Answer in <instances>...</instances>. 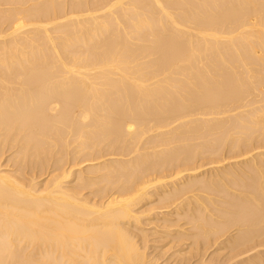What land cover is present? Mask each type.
<instances>
[{
    "label": "bare ground",
    "instance_id": "obj_1",
    "mask_svg": "<svg viewBox=\"0 0 264 264\" xmlns=\"http://www.w3.org/2000/svg\"><path fill=\"white\" fill-rule=\"evenodd\" d=\"M8 150L0 264H159L160 203L208 246L238 227L226 262L264 264V0H0Z\"/></svg>",
    "mask_w": 264,
    "mask_h": 264
},
{
    "label": "rangeland",
    "instance_id": "obj_2",
    "mask_svg": "<svg viewBox=\"0 0 264 264\" xmlns=\"http://www.w3.org/2000/svg\"><path fill=\"white\" fill-rule=\"evenodd\" d=\"M8 151H10V153L7 152L3 157H2V156L0 157V159L2 158V159L0 160V164H1V165H2V164L7 165L6 167L3 165L4 168H5L6 170H8V171L12 170V171H10V172H14L13 170L16 168V165H13L12 163L15 162V160L13 159V157L10 158V159H13L14 161H13V160L11 161V160L9 159V157H10V156L12 155V153H13V150H12V151H11V150H8ZM11 152H12V153H11ZM12 156H13V155H12ZM9 160H10V161H9ZM224 160L226 161V163H225V162L215 163V164H212V166H211V164H209V165L211 166L210 169L207 168V166H209V165H207V166L205 167V169H203L204 172H201L202 174H199V178L202 177L201 179H204V178H206V177H210V176L213 175V173L215 174V172H220V171H223V170L226 169V168H229V167L231 166V164H232L234 161H236V160H233V159H232V161H233V162H232L231 159H228L229 162H231L230 166H228V163H229V162H228L227 158H226V159L224 158L223 161H224ZM200 161H201V160H200ZM206 162H209V159H207V158H206V159H203V161L201 162V164H204V163H206ZM84 163L87 164L88 162H87V161H84ZM224 163H225V164H224ZM82 164H83V162H82ZM82 164H81V165H82ZM85 164H83L82 166L80 165V167H84ZM199 164H200V162H199ZM220 164H223V165H221L222 167L220 166ZM12 165H13V166H12ZM225 165H226V166H225ZM213 166L215 167V170H216V171H214V169H211V168H214ZM216 166H217V167H216ZM223 166H224V167H223ZM77 167H78V166H76L75 168H77ZM2 168H3V167H2ZM13 168H14V169H13ZM78 168H79V167H78ZM78 168H77V169H78ZM85 168H87V167H85ZM219 168H220V170H218ZM208 169H209V170H208ZM37 170H38V169H35V170H33V171L31 170V171H32L31 173H32V174H35V175L38 176V174H39L40 172H38ZM50 170H52V169L49 168L48 171H47V173H46V171L44 170V173H43V174L46 173V175H43L42 172H41V174L43 175V177H41V176H42V175H41V176H40V179H41V180L43 179V180H42L43 183L45 182V178H46V181L48 180V174H49V171H50ZM207 170H208V171H207ZM28 171H30V170L27 169V172H28ZM39 171H40V170H39ZM201 171H202V170H201ZM209 171H210V172H209ZM33 172H35V173H33ZM36 172H37L38 174H36ZM205 172H206V173H205ZM212 172H213V173H212ZM199 173H200V172H199ZM203 173H205L206 176H205V175L203 176ZM209 173H210V175H209ZM32 174H30V176H31ZM28 175H29V172H28ZM39 175H40V174H39ZM200 175H202V176H200ZM46 176H47V177H46ZM186 179H188V178H186ZM183 180L185 181V179H183ZM42 181H40V183H41ZM73 181H74V180H73ZM73 181H72V184H74ZM40 183H39V185L41 186ZM43 183H42V184H43ZM70 183H71V182H70ZM158 190H159L160 192H159ZM158 190H157V192H156L155 194L152 195L153 198H151V199H153V200H151V201L149 200L150 203H151V205H149V204H150V203H149V204H147L146 206H148V205H149V206H152V205H153L152 202H153L154 200H156V199H159V196H160V194L162 193V191H161V188L158 189ZM87 191H88V190H86L84 193H87ZM88 192H89V191H88ZM157 194H158L159 196H158ZM154 195H157V196L154 197ZM155 203H156V201L154 202V204H155ZM157 204H159V203H156V204L154 205V209L157 208V206H158ZM162 204H163V203H162ZM162 204L160 203L159 205L162 206V208H163L164 204H163V205H162ZM219 204L221 205V206H219V207H221V208H219V207H218V208H219L220 210L223 209L225 205L223 206L222 203H220V202H219ZM149 206H148V207H149ZM155 206H156V208H155ZM160 206H158V207H159L161 210L158 209V208H157L158 210H157V209H156L155 211L152 210V212H151V214H150V217H151V216H154V214H156V213L158 212L157 215H158V214L161 215V216H159V215L157 216L158 219H159V218L162 219V218L164 217L163 220H161V221H164L165 217H166V218H167V217L169 218V216H170V217H171L170 219H171V222H172L173 220H175V217H176L177 215H180L181 217H185V218L188 219V220H186L185 218H181V219H180V216H179V218L176 217V218H178L179 220L177 219V221H175L176 226H175V223L172 222V226L174 225L175 228H174V227L171 228V227H170L171 224H169V223H171V222H169L170 219L167 218V219H165L164 222H161V221L159 222L158 219L155 218L156 216H154V217H151V218H152L151 220H153V219L155 218V219H154V221H155V220L157 219L156 221L159 222L158 225H156L157 223L155 224V222H156V221H155V222H153V223L151 222V223L153 224V225L151 226V223H150L151 220H149V223H148V222H147L146 224L144 223V224H143L144 226L142 225V227H144V228H146L147 225H148V226L150 225L149 227H147L148 229L146 228L147 230H150V228H151L152 230H154V229H156V228H155L156 226H158L157 228L160 229L159 226H160V225L162 226L163 224H167V225H168V227H167V225H166V227H167L166 229H163V228H165V227H163V228L161 227L160 231L157 232V233H159V234H160V232H161V234L163 233V234H162L163 236H161V235H159V234H156V236H155V234L153 235V234L151 233L152 231H151V232L148 231V232L150 233V235L152 234V236H153V237L151 236L152 239H149L150 241H152V240H154V239L156 240V239H159V238H160V239H159L160 241L158 240V242H157V240H156V243H153V242H155V241H152V242L149 241V242H148V243H149L148 245H149L151 248H149V246H148V250H147V253L149 252V253H148L149 255H150V254H151V255H155L156 253H157L156 255H158V254L161 252V253L159 254L160 257L158 256V258H159V260H160V261L158 260V263H159V264H164L165 261H167L166 264H180V262H182V260H185V261H183L181 264H185V263H186V264H189L190 261L192 262V261L195 260V259H196V260L199 259L200 261H201V260L204 261V259L209 258L210 256H212V255H213V252H215V251H217V252L214 253V255H219V256H218V258L220 257L219 259H221V258L223 259V257H224L225 261L221 260V261L223 262V264H224V262H226V258H225V256H224V255H225L224 252H225L226 255H227V252L229 253V249H230V252H235V253H236V252L238 251V250H236V251L233 250L232 247L230 248L231 243H230V241H229V237H230V240H232L231 235H232V236H233V235L235 236L236 234H238V233L240 232V229H239L238 227H235V228L233 227L234 230H233L232 228H230L231 231H232V233H231L230 229H229L230 233H229V231L226 232V233L229 234V237L227 236L228 239H226L227 237H225V235H224V237H223L224 239L221 238V240H225V243H224V244H223V241H222V242H220V243L217 244L218 246H217V245H216V246H213V245H212V246H213V248H212L211 245L208 246L209 244L207 245V244L205 243L207 249H208V247H211V249H208V250H207L206 248H204L205 244L203 243V240H202L201 238H198V240L195 239V238H197L198 236H197V237L195 236V238H194L196 244H197V243L199 242V240H200V242L202 241V243H203L204 246H203V245H200V243H199V244H197V245H200V246H198V248H197V245L195 244L196 247H194V246H193L194 243H193L192 247L196 248L194 251H193L194 248L191 249L192 247H187V246L190 245V244H188L189 242L192 244V241H194V240L192 239V236H190L191 239H190L189 241H188V240H187V241L185 240L183 243H179V241L181 240L180 238H182V236L186 237V238L183 237L184 239H189L190 237H189V238H187V237L190 235V233H191V235H195V233H197V231H196L195 229H194V230L191 229L192 224L189 225L190 223L188 222V221H190L189 216H190V214H191V213H190L191 211L189 212L187 206H185V208H187L186 211L188 210L187 212L185 211V209H184L183 206H181L180 208H175L174 205H171V206H173V207L169 206L170 208H168V209H167V208H165V209L163 208V209H162ZM222 206H223V207H222ZM174 208H175V209H174ZM181 208H183V209H181ZM176 209L180 210L179 213H178L177 215H175V216L168 215L169 213L174 212ZM162 210H163L164 212L167 211L168 214L166 215ZM168 210H169V211H168ZM173 210H174V211H173ZM160 211H161V213H159ZM183 211H184V212H183ZM153 212H154V213H153ZM162 212H163V213H162ZM175 212H176V211H175ZM185 212H186V214H185ZM215 212L219 213L217 210H216V211L214 210V213H215ZM152 213H153V214H152ZM182 213H184L185 216L182 215ZM163 214H165V215H163ZM186 215H187V216H186ZM162 216H163V217H162ZM145 217H146V216H145ZM173 217H174V218H173ZM160 219H159V220H160ZM166 220H167V223H166ZM168 220H169V221H168ZM145 222H146V221H145ZM168 222H169V223H168ZM186 222H187V224H186ZM182 223H183V224H182ZM177 224H178V226H177ZM154 225H156V226H154ZM184 226H185V227H184ZM168 228L171 229V230L173 229V231L169 230ZM178 228L182 229L183 231H182V230H181L182 232L179 231L180 229H179V230H176V229H178ZM244 228H245L244 226L241 227V229H243V230H244ZM187 229H188L189 231H188ZM190 229H191L192 231H190ZM236 229H237V230H236ZM238 229H239V231H238ZM162 230H163L165 233H164ZM174 230L177 231V232H179V234H180V233H183L184 231H185V232L187 231L188 235L186 236L185 233H183V234H181V236H177L178 233L175 232ZM169 231H171V233H172V232L176 233V235H174L173 233L171 234ZM167 232H169V233L172 235V238H173V237H175V238L180 237V238H179L180 240L177 238V239H178V242H177V239L175 240V241H176V242H175V241L173 240V239H175V238H173V239L170 238L171 235H170L169 233L166 234ZM236 232H237V233H236ZM187 233H186V234H187ZM165 234H166V236H165ZM228 234H226V235H228ZM167 236H168V239H166ZM162 237H163V238L165 237V240H164V239L161 240ZM193 237H194V236H193ZM212 239H213V238H212ZM171 240H173V243L176 244V245L181 244L182 247H180L181 245H179V246H176V245H175V246H174V245H168L169 243H171ZM182 240H183V239H182ZM182 240H181V242H182ZM196 240H197V241H196ZM227 240L229 241L230 244H229V243H226ZM168 241H169V243H168ZM162 242H163L164 244H163ZM209 242H211V240H210ZM209 242H208V243H209ZM212 242H213V241H212ZM212 242H211V244H212ZM173 243H171V244H173ZM178 243H179V244H178ZM202 243H201V244H202ZM221 243L223 244V247H224V248L222 247V249H221V246H222V245H219V244H221ZM155 244H156V246H155ZM158 244L161 245L160 248H161V247L164 248L165 245H166V246L168 245L167 249H168V252H169V253H168V252L166 253L167 249H165V248L162 249V250H164V251L160 250V248H157V245H158ZM183 244H184L185 246H184ZM187 244H188V245H187ZM227 244H228L229 246H226ZM152 246H153V247H152ZM169 246H171V247L173 246V248H175L176 250L179 249L180 252H183L182 250L186 251V248H187V250H188V248H189L188 251L190 252V255H189V252H186V254L189 255V257H190L191 260H190L189 258H188L189 260H188V259L186 260V256H187V255L185 256V259L180 260V257H181L182 255H184V254H182L181 256L178 255V254H181V253H177V254H176V252H175V254H173V251H176V250H173V248H171V247H169ZM183 246H184L185 248H184ZM219 246H220V248H219ZM154 247H156V248H154ZM158 247H159V245H158ZM201 247H202L203 249L200 250ZM225 247H226V249H225ZM227 247H229L228 250H227ZM169 248H170L171 250H170ZM180 248H181V249H180ZM150 249H151V250H150ZM155 249H156L157 251H156ZM223 249H224V251H223ZM261 249L263 250L264 247L261 248ZM152 250L155 251L156 253L152 252ZM205 250H206L207 253L205 252ZM219 250H222V252H219V253H218ZM225 250H226V251H225ZM159 251H160V252H159ZM191 251H193V253H192ZM195 251H196V253H197L198 255H200V256H201V254H202V256H201V257L198 256L199 258H198V257L196 258L197 254H194ZM197 251H199V252L202 251V252H201V253H198ZM211 251H212V253L209 255V253H210ZM241 251H242V249H239V252H241ZM162 252H163V253H162ZM164 252H165V254H164ZM177 252H178V251H177ZM171 253H172V255H177L179 259H178V258L176 259L177 256H176V257H175V256H171ZM184 253H185V252H184ZM217 253H218V254H217ZM235 253H232V254L230 253L231 255L229 254V258H230V256H231V257H234L233 254H235ZM237 253H238V252H237ZM263 253H264V250L262 251V253H260V254H261L260 256H262ZM162 254H163V255H162ZM192 254H194V255H196V256L193 257V258H191V257H192ZM204 254H205V257H204ZM223 254H224V255H223ZM208 255H209V256H208ZM214 255L212 256V258L210 257L209 259H206V264H211V262H212L213 264H215L216 262L218 263V262L220 261V260L218 261L217 258L215 259V260H217L216 262H215V260L210 261V259H214V257H217V256H214ZM232 255H233V256H232ZM162 256H163V257H162ZM182 257L184 258V256H182ZM182 257H181V258H182ZM226 257H227V256H226ZM160 258H161V259H160ZM170 258H171V259H170ZM200 258H201V259H200ZM202 258H204V259H202ZM234 258H235V257H234ZM249 258H250V257H249ZM251 258H252V257H251ZM251 258H250V259H251ZM262 258H264V254H263ZM168 259H169V260H168ZM175 259H176V260H175ZM192 259H193V260H192ZM230 259H233V258H230ZM238 259H239V258H238ZM244 259H245V263H246V264H247V263L250 264L252 261H255L254 258H253L252 261L250 260V263H249V259H247L246 257L243 258V259L240 258V261L243 260V261H241V262H244ZM161 260H163V261H161ZM170 260H171V261H170ZM196 260H195V261H196ZM227 260H228V259H227ZM233 260H234V259H233ZM233 260H228V261H227L228 263H227V262H226V263H227V264H231V263H232L231 261H233ZM236 260H237V258H235V260L233 261V264H235V263H237V262H238V264H242V263H240V261H237V262H236ZM246 260H248V261H246ZM174 261H176V262H174ZM203 261H201L200 264H202ZM213 261H214L215 263H214ZM258 261H259V260H257V262H258ZM162 262H163V263H162ZM173 262H174V263H173ZM177 262H178V263H177ZM184 262H185V263H184ZM191 262H190V264H193V263H194V264H196V263L199 264L198 260H197V262H192V263H191ZM204 262H205V261H204ZM209 262H210V263H209ZM217 263H216V264H217ZM226 263H225V264H226ZM245 263H243V264H245ZM203 264H205V263H203ZM218 264H219V263H218ZM220 264H222V263L220 262Z\"/></svg>",
    "mask_w": 264,
    "mask_h": 264
}]
</instances>
